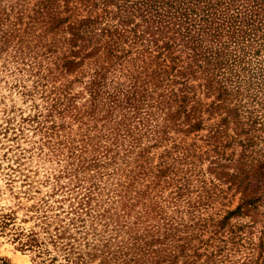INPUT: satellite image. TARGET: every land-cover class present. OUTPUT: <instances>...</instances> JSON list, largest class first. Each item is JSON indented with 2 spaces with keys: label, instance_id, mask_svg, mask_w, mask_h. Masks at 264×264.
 Wrapping results in <instances>:
<instances>
[{
  "label": "rangeland",
  "instance_id": "374dc122",
  "mask_svg": "<svg viewBox=\"0 0 264 264\" xmlns=\"http://www.w3.org/2000/svg\"><path fill=\"white\" fill-rule=\"evenodd\" d=\"M145 1L0 0V264H264V45L189 64Z\"/></svg>",
  "mask_w": 264,
  "mask_h": 264
},
{
  "label": "trees",
  "instance_id": "16d2710c",
  "mask_svg": "<svg viewBox=\"0 0 264 264\" xmlns=\"http://www.w3.org/2000/svg\"><path fill=\"white\" fill-rule=\"evenodd\" d=\"M143 4L142 12L135 15L138 20L129 19L130 28L140 31L138 35L148 43L161 41L158 46L185 51L189 64L213 63V58L222 65L247 62L253 46L264 45V0H150Z\"/></svg>",
  "mask_w": 264,
  "mask_h": 264
}]
</instances>
